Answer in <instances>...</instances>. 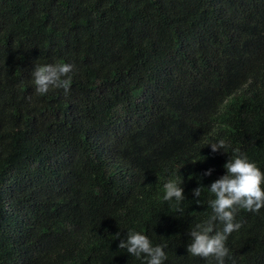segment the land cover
Instances as JSON below:
<instances>
[{
  "label": "trees",
  "instance_id": "1",
  "mask_svg": "<svg viewBox=\"0 0 264 264\" xmlns=\"http://www.w3.org/2000/svg\"><path fill=\"white\" fill-rule=\"evenodd\" d=\"M37 64L72 65L68 93ZM235 149L264 173V0H0V264H143L129 230L215 264L188 233ZM235 222L225 264H264V207Z\"/></svg>",
  "mask_w": 264,
  "mask_h": 264
},
{
  "label": "clouds",
  "instance_id": "2",
  "mask_svg": "<svg viewBox=\"0 0 264 264\" xmlns=\"http://www.w3.org/2000/svg\"><path fill=\"white\" fill-rule=\"evenodd\" d=\"M72 70L73 66L69 64H37L31 73L37 94H46L50 87L63 89L67 94L71 84V77L68 74ZM229 146L223 139L208 145L212 153L221 152ZM234 152L236 155L229 158L224 165L226 174L207 188L214 196V199L208 201L212 215L188 233L191 243L187 245V253L204 259L211 257L215 264H225V258L230 255L225 242L231 233L241 227L240 223L235 222L237 212L243 209L256 213L264 207V189L261 187L264 173L254 163L249 162L239 149H235ZM212 171L213 169H208L203 175L210 176ZM181 183L182 181H167L163 186V199L165 201L175 199L177 205L184 201ZM202 188H196L192 195L200 197ZM176 211L183 213L184 210L177 206ZM217 222L223 225L222 230H217ZM119 235L117 232L116 238H119ZM118 248L126 249L129 255L142 259L143 264H164L167 259L163 245L153 246L146 235L133 230H129L126 236L120 239Z\"/></svg>",
  "mask_w": 264,
  "mask_h": 264
}]
</instances>
